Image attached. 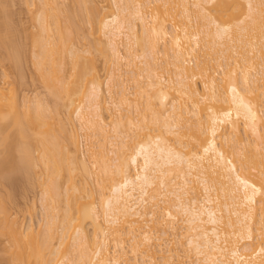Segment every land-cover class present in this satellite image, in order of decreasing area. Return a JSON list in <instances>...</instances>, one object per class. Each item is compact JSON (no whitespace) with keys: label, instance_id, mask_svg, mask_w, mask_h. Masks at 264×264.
I'll use <instances>...</instances> for the list:
<instances>
[{"label":"bare ground","instance_id":"bare-ground-1","mask_svg":"<svg viewBox=\"0 0 264 264\" xmlns=\"http://www.w3.org/2000/svg\"><path fill=\"white\" fill-rule=\"evenodd\" d=\"M26 1L54 102L0 85L4 156L42 170L10 264H264V0Z\"/></svg>","mask_w":264,"mask_h":264},{"label":"rangeland","instance_id":"rangeland-1","mask_svg":"<svg viewBox=\"0 0 264 264\" xmlns=\"http://www.w3.org/2000/svg\"><path fill=\"white\" fill-rule=\"evenodd\" d=\"M5 1H6V3L4 2L5 7H7L6 9L9 14L8 16L9 26L8 29L7 26L6 28L4 25L0 26V34L2 36L6 34V36L8 35L9 38L13 40V46H14L13 48L18 56L17 57L18 61L16 62L18 65L15 64V62H13V60L10 59V57L8 58V54L6 55V51L8 48L7 47L6 49L3 48L5 45L0 47V85H4L6 88L10 89L9 91L11 92L12 95H14L16 99L15 103H17V105L20 104L23 93L29 96H32L34 93L36 94L40 93V97L44 96L45 99L47 95V99L49 98V100L46 99V101L49 104L51 103L53 105L52 103L53 98L51 96L48 97L47 88L45 89V87L43 86L44 83H42V80L39 78L37 74L38 70L33 64L32 32H34L36 29L35 27H33L34 23L31 18V13L29 11L30 6L27 5L28 2L26 0H5ZM70 1L71 0H65V2L68 3L67 5L69 7H71L72 5ZM106 1L107 0H102L103 3L105 2V4H107ZM102 2L101 4H103ZM0 14H1L0 16L2 17L3 14L2 13ZM75 18L77 20V25L79 23V25H82L84 27L86 26L83 25V22L77 16ZM168 20L178 21L179 18L173 20L169 16ZM258 30L255 31L257 35L259 33ZM72 35H74V38L76 37L75 32H73ZM6 39L5 41H9V39L8 40ZM93 56H95V54ZM97 59H98L96 60L97 68H99V73L103 75L105 71L102 66L103 63L100 57H98ZM0 123L1 124L4 123L2 124L3 125L2 135L7 133L9 134L12 133L11 125L5 123L4 121H1ZM62 134L64 135L67 134L66 130L65 133L61 132V135ZM64 135L63 137L61 136V139L64 138ZM64 139L65 140L63 142L66 143L67 142L66 138ZM79 140H81L79 143V148H80L79 151L86 153L85 152L86 147L84 144L85 142L82 143L83 140L80 139V137ZM2 146H0V160L4 157L7 162H5V164H2L3 161H0L1 164L0 168H2L5 173L4 177H0V210L1 211L3 210L7 216L17 219L18 221L23 219V221H25L26 224L31 221L33 225L38 224L40 222L41 212H42L41 211L42 209H40L41 186L38 182L39 178L41 177H39L38 173L42 172V170H40L39 168L40 166L39 167L35 166V172L31 173L27 177L25 172L21 169H16L14 166L15 162H12L13 158L17 159L19 153L16 150H13L11 151L12 154L11 155L9 154L8 156H6L7 157L6 158L4 155H7L10 152L6 153V150L3 149L4 147ZM12 163H14L13 164L14 167H12ZM62 174H64V172ZM62 174L58 176V180L60 176H61L60 179L62 180L64 179L65 176L63 175L62 177ZM1 213L2 212H0V214ZM8 243L9 241H7L5 234L3 235L0 233V264H10L9 253L5 250V246H7Z\"/></svg>","mask_w":264,"mask_h":264}]
</instances>
